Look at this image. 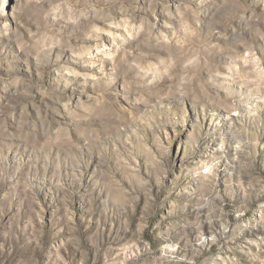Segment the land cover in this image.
<instances>
[{
  "label": "rangeland",
  "instance_id": "1",
  "mask_svg": "<svg viewBox=\"0 0 264 264\" xmlns=\"http://www.w3.org/2000/svg\"><path fill=\"white\" fill-rule=\"evenodd\" d=\"M0 264H264V0H0Z\"/></svg>",
  "mask_w": 264,
  "mask_h": 264
}]
</instances>
